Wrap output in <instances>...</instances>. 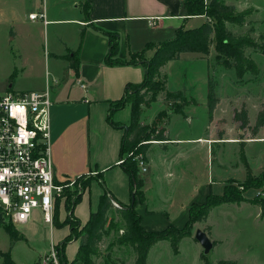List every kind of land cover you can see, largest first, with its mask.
Instances as JSON below:
<instances>
[{
    "label": "crops",
    "instance_id": "crops-1",
    "mask_svg": "<svg viewBox=\"0 0 264 264\" xmlns=\"http://www.w3.org/2000/svg\"><path fill=\"white\" fill-rule=\"evenodd\" d=\"M223 1L225 4L234 5L238 11L251 8L252 12L254 10L259 12L260 4L258 1L256 3L247 2L245 6H241L243 0ZM41 6L38 12H45V20L38 19V21L39 25H42L44 35H46L44 39L46 76L43 82L34 84L35 86H32L31 89L17 90L50 88L52 104L49 109L51 130L49 145L50 159L53 162L56 180L65 181L86 176L91 177L88 186L83 190L79 200L75 203L76 205L72 208V215L79 220L81 227L89 220L90 213L98 209L99 199L104 188L108 190L117 203L123 205L130 204L132 196L130 176L118 164L121 159V141L125 128L113 126L107 121V116L110 102L120 99L128 84L140 83L144 78L145 69L140 63H122V65L106 63L109 51V38H107L106 33L117 35L118 44L115 53L120 60H129L137 53L148 60L154 53L157 44L173 38L181 26L195 28L206 21V16L186 15L182 0H41ZM33 12L37 11H30V13ZM196 18L201 21L199 24L192 25V20ZM4 19L5 24L10 27L9 33L12 34L13 38V24L15 21L17 22V15L12 11L11 15L4 16ZM29 20L35 19L29 18ZM81 32L82 37L80 38ZM72 52L76 54V68H69L65 71L68 64L65 56H72ZM204 56L207 55L204 54ZM182 59L183 57L180 60H169L160 66L158 77L165 81V87L168 73L175 63L182 61ZM9 90H13L11 86L7 91ZM166 90L176 91L167 89V87ZM165 106L167 104H164ZM130 110L131 104L126 102L123 107L111 112L112 121L127 125L131 120ZM141 118L142 114L139 117V122L146 123ZM263 126L259 128L254 137L244 140L239 145L242 153L240 157L241 170L245 173L244 177L242 179L230 177L222 184L221 192L216 191V193L212 190V181L208 186L205 183L204 191L199 198H197V194L203 187L196 186L191 193L192 199L184 202L185 204H182L180 211L174 210L176 215H172V212H168L165 207L148 208L150 196L147 198L146 193L152 184L153 173L151 177L146 178L138 175L143 181L141 186L143 198L141 200L137 197L134 199V209L141 217V226L148 231L160 230L171 224L181 228L189 219V205L191 203L203 202L210 193L221 194L225 184L230 180L243 181L247 169L253 175H259L260 172L264 171ZM184 140L188 143L191 141L202 143V147L205 149L202 155L204 161L206 158L209 159L210 153L212 154L214 143L220 144L217 142L220 140L218 133L214 138H210L207 134L184 139L168 137L165 142H177L179 144ZM222 140H224V144L237 145L236 139L231 136ZM165 142L154 140L148 147L144 157H146L149 171L151 169L153 172V168L156 166L152 163V149L156 150L155 145ZM165 168L166 166H163V172L167 174ZM250 190H253L254 193L246 195ZM259 193L260 189L250 187L244 192V197L252 198ZM168 198L169 196L164 197L166 200L164 202L170 209L172 198L169 200ZM55 205L51 225L43 226L42 223L46 222L42 219L40 210H34L28 219L29 221L19 224L20 228L15 225V229L23 237L11 246L7 245L6 248H0V251L7 252L9 249L15 264H35L42 253H38L32 263L16 261L13 249L18 242L25 241L27 244L28 242H47L51 246V244L56 245L63 241L70 230L69 225L65 224L69 212L65 200H57ZM255 206L259 208L258 211L255 210V213L257 216H261L260 207ZM36 221H39L40 224L34 225ZM208 237L210 238L209 235ZM213 237L214 234L210 239L212 246L215 245L213 241L217 243V239ZM187 238L189 237L180 240L177 253L173 252L167 240L157 241L151 246L146 260L152 255V259L156 257L161 243H167L175 256L180 255V245ZM80 240L81 238L72 239L66 243L64 248L66 261L71 262L75 258ZM71 246V254L67 256V248L69 249ZM201 248L195 253L198 261H201L200 255L202 253L208 254L203 252L202 246Z\"/></svg>",
    "mask_w": 264,
    "mask_h": 264
},
{
    "label": "rangeland",
    "instance_id": "rangeland-1",
    "mask_svg": "<svg viewBox=\"0 0 264 264\" xmlns=\"http://www.w3.org/2000/svg\"><path fill=\"white\" fill-rule=\"evenodd\" d=\"M208 1L203 0V4H207ZM257 1L260 4L259 12L254 10L241 27L227 23L230 30L241 33L253 27L252 34L255 37L260 34L264 36V0H243L241 6H245L247 2L256 3ZM41 7V0H0V94L7 91L9 86L13 90L31 89L32 86L43 82L46 76L47 70L44 65L46 35L38 19L29 20L28 18L30 11L38 12ZM12 11L17 15V22L13 24V38L9 33L10 27L4 21V16H10ZM200 21L198 18L193 19L192 25L199 24ZM214 43L213 41L207 56L199 52L182 54V61L176 62L167 75V89L179 90L186 97L183 115L172 111L171 101H167L160 92L153 103L143 106L141 120L143 119L146 122L144 124L148 125L157 121L159 126L167 122L165 127L167 137L170 138H196L201 134L214 138L218 133L220 140L217 142L220 144L214 143L212 154L210 153L209 159L206 158L205 161L202 156L205 149L201 142L188 143L184 140L179 144L165 142L155 145L156 150L152 149L151 156L152 163L156 164L154 171L152 172L151 169L149 171L148 164H146V171L138 168L139 176L144 178L151 177L153 173L152 184L146 193L147 198L150 196L148 208L165 207L168 212H172V215H176L174 210L180 211L182 204L192 199L191 193L196 186L203 187L197 194L199 198L204 191L205 183L208 186L212 181V190L216 193V191L221 192L222 184L230 177L236 179L244 177L245 173L241 170L242 153L239 145L256 135H253L252 127L255 125L257 113L264 109V53L248 48L246 53L256 64L257 71L256 73L245 71L238 75L234 66L220 61L221 58L217 56ZM209 77L216 82L214 90L219 97L212 119H210L206 95ZM131 89L134 91L135 98L148 91L143 87ZM164 104L167 106L164 107ZM243 106L247 109L250 124L246 128H240L238 122L233 119L234 111H240ZM160 112L165 114L158 118ZM229 136L236 139L237 145L223 143L222 139H227ZM163 166H166L167 174L163 172ZM86 177L80 178L69 189L72 190V194L69 195L70 200L73 199L74 192L80 190L79 186ZM251 193L254 191L250 190L246 195ZM261 193L264 195L263 190ZM67 195L65 192V199ZM167 196H169L168 200L172 198L170 209L164 202L166 201L164 197ZM258 209L257 206L247 202L216 206L210 210L205 221L194 224L192 230L194 234L183 240L180 245V255L175 256L167 243H161L156 257L152 259V252V256L146 262L147 264H205L203 260L198 261L195 255L196 251L202 248L194 235L196 229L202 231L208 225L210 230L207 234L210 239L213 234V238L217 239V243L206 254V259L212 264H220L219 260L233 261V264H264V213L257 216L255 210L258 211ZM109 218L103 240L99 245L100 256L95 260L96 263L113 264V261L116 264L128 262L133 264L132 248L116 242L117 237L124 231L122 219L118 217L114 209L111 210ZM37 223L40 224L36 221L34 225ZM42 224L43 226L51 225L44 222ZM16 227L20 228V225L16 224ZM79 229L80 227L77 228V233ZM84 235L81 233L79 238ZM7 245H10L9 236L0 225V248H6ZM51 247L52 244L49 246L47 242H28L27 244L21 241L16 244L13 253L16 261L28 263H32L38 253H42L35 264H51L44 259ZM71 248L72 246L67 248V256L71 254ZM70 264L80 263L70 262Z\"/></svg>",
    "mask_w": 264,
    "mask_h": 264
},
{
    "label": "trees",
    "instance_id": "trees-1",
    "mask_svg": "<svg viewBox=\"0 0 264 264\" xmlns=\"http://www.w3.org/2000/svg\"><path fill=\"white\" fill-rule=\"evenodd\" d=\"M182 6H184L186 15L206 16V21L196 26L195 28H181L177 29L174 37L161 42L155 46L154 53L150 59H145L140 53L132 56L129 60H120L116 57L117 38L114 33H106L109 38V51L106 57V63L118 64L132 63L141 64L144 69V78L140 83L128 84L120 99L110 102V109L108 111L107 121L113 126L125 128L124 136L121 141L120 157L124 158V163L120 164L122 169L130 176V188L133 198H143L142 184L143 181L138 177V167L136 162L127 156L128 152L142 153L145 155L148 147L154 140L165 142L168 140L166 123H162L159 126L157 121H153L152 124H144L139 122L141 110L143 106L153 103L157 99V95L162 92L163 97L168 101H171V108L177 114L184 113L183 105L186 104V97L179 91H167L165 87V81L159 79L160 66L165 64L169 60H175L181 58L184 53H201L209 54L210 46L214 41V48L217 51V56L221 62L226 65L234 66L238 75L245 71L256 73V64L248 57L246 50L248 48L253 50H260L264 53V36L260 34L258 37L254 36L253 27H250L247 31L241 33H235L230 30L227 23H231L241 27L247 22V18L252 13L251 8H245L238 11L234 5L225 4L223 0H209L207 4H203V0H182ZM82 32L80 33V38ZM68 60L65 71L69 68H76V54L72 52V56H65ZM207 107L210 113V119L213 117L214 109L219 101V97L215 93L216 82L210 77L207 78ZM132 87L147 88V93L134 97ZM129 102L131 104V120L127 125L114 123L111 119V112L117 110L123 105ZM164 112H160L158 118L164 116ZM169 118V115H168ZM234 121L238 122L240 128H246L250 126L248 120V112L245 106L240 111L235 110L233 114ZM164 124V125H163ZM255 125L252 127L253 135H255L259 128L264 125V109L259 110L255 119ZM222 135V132H220ZM82 178V177H80ZM80 178L75 180L78 182ZM91 177H86L79 186L80 190H77L73 194V199L70 200V194L72 190H66L67 197L65 199L68 215L66 216L65 224L69 225V233L66 238L60 243L56 244L54 248L58 251L59 260L61 264H67L65 258V246L66 243L72 239H78L81 233L85 234L81 237L77 253L72 262H79L80 264H95L96 259L100 256L99 245L104 237V231L109 222V214L112 209L116 212L119 218L122 219L124 225L123 234L117 237V244L129 245L134 253L133 264H147L146 259L148 252L152 245L159 240H167L173 252L179 251L178 244L180 240L187 236H192L193 226L197 222L205 221L207 215L212 208L216 205L224 203H241L249 202L254 205H258L261 209V214L264 213V171L259 175H253L250 170L247 169L245 179L243 181L230 180L225 186L221 194H208L205 200L201 203L193 202L189 205V219L185 225L181 228L175 227L173 224L156 231L145 230L141 226V217L134 209L133 203L123 205L113 199L108 190L104 188L103 194L99 199V206L95 212L90 213L89 220L80 227L79 220L72 215V208L79 200L81 193L89 184ZM99 179H101L99 177ZM103 186V185H102ZM254 187L260 189V193L252 198L244 197L246 189ZM72 196V195H71ZM70 200V201H69ZM0 225L3 227L5 233L9 236L10 246L20 240L23 236L14 228V224H4L0 219ZM78 233L76 232L77 228ZM210 227L206 225L203 231L207 233ZM213 244L216 242L213 241ZM1 262L0 264H15L11 258L9 249L7 252L0 251ZM200 259L205 264H212L206 259L205 254L200 255ZM113 264H116L112 261ZM220 264H233V261L219 260ZM70 264V262L68 263ZM124 264V263H123Z\"/></svg>",
    "mask_w": 264,
    "mask_h": 264
},
{
    "label": "built area",
    "instance_id": "built-area-1",
    "mask_svg": "<svg viewBox=\"0 0 264 264\" xmlns=\"http://www.w3.org/2000/svg\"><path fill=\"white\" fill-rule=\"evenodd\" d=\"M29 18L44 21L45 12L30 13ZM51 104L49 87L0 94V219L4 224L25 223L36 209L51 224L56 201L65 200V191L75 185V180L58 181L54 175L49 145ZM126 155L132 156L141 171L146 170L142 153ZM122 163L124 158L118 161ZM44 259L61 264L53 245Z\"/></svg>",
    "mask_w": 264,
    "mask_h": 264
},
{
    "label": "water",
    "instance_id": "water-1",
    "mask_svg": "<svg viewBox=\"0 0 264 264\" xmlns=\"http://www.w3.org/2000/svg\"><path fill=\"white\" fill-rule=\"evenodd\" d=\"M133 195L131 196L130 203H133ZM195 239L199 243L200 246L203 247V252L208 253L212 248V242L210 241V238L208 237L207 233L205 231H201L199 229L195 230Z\"/></svg>",
    "mask_w": 264,
    "mask_h": 264
}]
</instances>
